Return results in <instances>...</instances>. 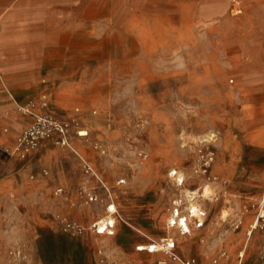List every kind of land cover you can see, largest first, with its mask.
<instances>
[{"label": "rangeland", "instance_id": "374dc122", "mask_svg": "<svg viewBox=\"0 0 264 264\" xmlns=\"http://www.w3.org/2000/svg\"><path fill=\"white\" fill-rule=\"evenodd\" d=\"M109 6L108 27L93 39L101 46L94 61L107 69L108 82L94 85L86 103L61 114L50 109L80 118L87 134L74 130L71 141L110 191L99 188L98 200L88 201L84 186L98 188L97 181L87 178L75 151L56 142L27 158L0 147V264H97L102 256L111 264H157V256L135 246L173 233L172 201L189 190H199L198 203L210 211L205 241L191 251L210 260L226 248L227 264H238L248 243L241 264H264V230L251 233L264 208V130L252 124L264 93L248 97L239 88L241 64L264 65V0ZM207 145L216 151L211 179L196 172ZM57 215L81 223L85 233L62 231ZM107 218L115 219V234L96 233L93 224ZM16 250L21 255L11 254Z\"/></svg>", "mask_w": 264, "mask_h": 264}, {"label": "crops", "instance_id": "0c3cea01", "mask_svg": "<svg viewBox=\"0 0 264 264\" xmlns=\"http://www.w3.org/2000/svg\"><path fill=\"white\" fill-rule=\"evenodd\" d=\"M109 3L110 0H0V71L3 82L15 98L25 103L47 93L50 107L53 109L54 106L60 114L78 102L86 103L93 98L94 85L108 82L107 69L103 70V64L94 61V51L101 46H95L93 39L108 27ZM239 67L245 72L239 80V88L248 97L264 93V65L245 62ZM2 80L0 147L13 144L17 135L33 122L32 116L15 110ZM250 113L257 111L252 108ZM260 113L261 117L254 118L252 124L256 129L264 130V105L260 106ZM4 126L10 127V133L2 134ZM223 190L224 195L228 194V187ZM205 209L204 226L193 225L191 232L184 234L169 226L168 216L167 226L173 230L170 235H175L177 240L176 251L185 258L196 257L205 264H227L231 255L226 248L210 260L203 255L204 251H191L195 242L205 241L202 233L207 229L210 217V211ZM147 243L149 240L139 241L136 251L157 256L158 264L165 254L137 250V246ZM247 247L248 243L237 254L238 264H241ZM223 251L227 254L223 255ZM214 259H218V263H214Z\"/></svg>", "mask_w": 264, "mask_h": 264}, {"label": "built area", "instance_id": "2783aa9c", "mask_svg": "<svg viewBox=\"0 0 264 264\" xmlns=\"http://www.w3.org/2000/svg\"><path fill=\"white\" fill-rule=\"evenodd\" d=\"M0 79L2 80L1 71ZM3 85L14 102L15 110L21 114L33 117V122L17 135L13 144L3 146L6 152L13 156L27 158L31 153L36 152L41 147L56 142L65 148L75 151L81 159L82 168L87 178H93L97 181L98 188L92 187L88 181L84 186V192L87 195L88 201L93 202L98 200L100 193L99 188L109 192L108 186L96 171L94 165L78 152L71 141V134L74 130H77V132L82 135V131L79 130L81 123L80 118L77 116L64 118L51 110L50 97L47 93L42 94L39 99H32L23 103L15 98L13 92L5 82H3ZM1 120L2 118L0 117V122ZM2 130L4 133H9L10 127L4 126ZM215 157L216 151L210 145H207L205 149H200L198 155L199 166L196 172L205 178L211 179L210 170ZM42 172L45 175L49 173L46 169L42 170ZM170 175L178 186H184L185 177L182 172L173 169ZM198 191L199 190H189L173 199L168 219V224L171 228H177L184 234L191 232L193 225L197 228L204 226L207 210L198 204V198L200 196ZM56 192H63V188H57ZM108 209L113 214L117 212L113 204H110ZM55 222L58 228L73 236L82 235L86 231L84 225L68 219L65 216L57 215ZM114 228L115 219L111 218L103 219L93 224V229L98 234L113 235L115 234ZM255 229L264 230V208L262 206L259 208L256 219L251 225V233ZM176 248V237L170 234L162 237L160 240L152 239L147 244L137 246V250L139 251L147 250L151 253L162 252L165 254L164 257L158 260V264H172L173 262L179 264H205L196 257H183L176 251ZM17 253L21 255L22 251L16 250L11 252V254L14 255ZM222 254L226 255L227 253L223 251ZM261 257L264 258V244ZM214 263H218V259H214ZM97 264H111V262L107 257L102 256L97 261Z\"/></svg>", "mask_w": 264, "mask_h": 264}, {"label": "bare ground", "instance_id": "6f19581e", "mask_svg": "<svg viewBox=\"0 0 264 264\" xmlns=\"http://www.w3.org/2000/svg\"><path fill=\"white\" fill-rule=\"evenodd\" d=\"M87 134V131H82V135ZM207 188V187H206ZM207 195V194H206Z\"/></svg>", "mask_w": 264, "mask_h": 264}]
</instances>
